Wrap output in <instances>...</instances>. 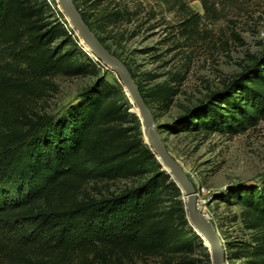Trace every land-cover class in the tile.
I'll list each match as a JSON object with an SVG mask.
<instances>
[{"label": "trees", "instance_id": "trees-1", "mask_svg": "<svg viewBox=\"0 0 264 264\" xmlns=\"http://www.w3.org/2000/svg\"><path fill=\"white\" fill-rule=\"evenodd\" d=\"M73 1L120 58L108 41L119 46L113 30L132 24L136 10L117 0ZM195 1L203 16L189 12ZM236 1L166 4L185 16L179 31L193 41L204 16L216 17L218 6ZM53 10L47 0H0V264H136L147 258L200 264L204 241L188 221L181 189L145 142L124 87L102 75L105 66L84 50L66 20L51 16ZM122 61L151 111L169 110L183 73L148 87ZM81 76L97 79L64 114L50 112L54 79ZM261 122L264 54L168 130L234 137ZM117 182L126 185L106 187ZM214 198L241 209L234 221L247 234L225 240L228 264H264V182L230 187Z\"/></svg>", "mask_w": 264, "mask_h": 264}, {"label": "rangeland", "instance_id": "rangeland-1", "mask_svg": "<svg viewBox=\"0 0 264 264\" xmlns=\"http://www.w3.org/2000/svg\"><path fill=\"white\" fill-rule=\"evenodd\" d=\"M47 1L54 9L51 16L56 15L68 22L58 0ZM117 2L121 7L126 5L136 10L137 16L132 24L113 30L120 38L119 46L112 41H108V45L120 59L128 62L148 87L166 80L171 72L183 73L184 82L170 109H153L156 128L169 152L182 165L196 191L200 192L199 198L203 203L199 208L222 241L225 243L226 239L247 236L240 222L234 221V216L241 209L215 199L214 195L224 194L230 187L261 185L264 182V122L234 137L221 133L205 136L202 133L176 132L168 130V126L264 54V0H238L233 5L218 6L216 17L204 16L201 19L193 41L184 40L179 31L185 16L167 5L166 0ZM189 6V12L204 15L200 2H191ZM122 33L123 36L120 35ZM102 75L113 84H121L117 74L108 67L102 70ZM151 75L161 77L150 81ZM96 79L93 76L55 78L56 90L48 99V110L64 114ZM131 111L136 112L134 105ZM141 129L143 133L142 123ZM125 185V182H117L106 187L119 190ZM202 254L200 264H213L205 242ZM136 264L164 262L158 258H147L137 259Z\"/></svg>", "mask_w": 264, "mask_h": 264}, {"label": "water", "instance_id": "water-1", "mask_svg": "<svg viewBox=\"0 0 264 264\" xmlns=\"http://www.w3.org/2000/svg\"><path fill=\"white\" fill-rule=\"evenodd\" d=\"M62 13L67 17L70 28L78 36L81 44L88 47L85 51L100 61L105 67L110 68L118 76L119 81L136 108V115L143 127L145 142L153 152L166 173L181 189L186 203L188 221L202 240L208 245L213 264H227L225 256V243L220 238L215 227L206 219L198 206L197 191L194 183L187 176L182 165L169 152L161 134L158 132L154 115L145 103L139 87L131 75L126 64L115 56L96 36L83 20L73 0H58Z\"/></svg>", "mask_w": 264, "mask_h": 264}, {"label": "built area", "instance_id": "built-area-1", "mask_svg": "<svg viewBox=\"0 0 264 264\" xmlns=\"http://www.w3.org/2000/svg\"><path fill=\"white\" fill-rule=\"evenodd\" d=\"M199 194H200V192L197 190V197H198V206L200 207L201 205H202V200H200V198H199ZM204 201V200H203ZM204 203H205V201H204Z\"/></svg>", "mask_w": 264, "mask_h": 264}, {"label": "bare ground", "instance_id": "bare-ground-1", "mask_svg": "<svg viewBox=\"0 0 264 264\" xmlns=\"http://www.w3.org/2000/svg\"><path fill=\"white\" fill-rule=\"evenodd\" d=\"M86 47V46H85ZM88 49V47H86ZM89 50V49H88Z\"/></svg>", "mask_w": 264, "mask_h": 264}]
</instances>
